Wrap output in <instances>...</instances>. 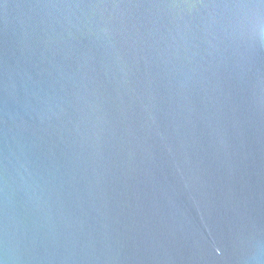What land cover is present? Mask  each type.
Segmentation results:
<instances>
[{
  "label": "water",
  "instance_id": "95a60500",
  "mask_svg": "<svg viewBox=\"0 0 264 264\" xmlns=\"http://www.w3.org/2000/svg\"><path fill=\"white\" fill-rule=\"evenodd\" d=\"M0 264H264V0H0Z\"/></svg>",
  "mask_w": 264,
  "mask_h": 264
}]
</instances>
